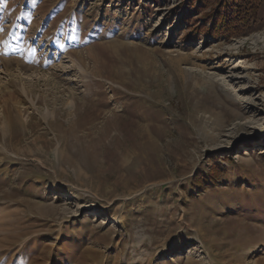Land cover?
<instances>
[{
  "label": "rangeland",
  "instance_id": "obj_1",
  "mask_svg": "<svg viewBox=\"0 0 264 264\" xmlns=\"http://www.w3.org/2000/svg\"><path fill=\"white\" fill-rule=\"evenodd\" d=\"M219 1L0 0V264H264V0Z\"/></svg>",
  "mask_w": 264,
  "mask_h": 264
},
{
  "label": "trees",
  "instance_id": "obj_2",
  "mask_svg": "<svg viewBox=\"0 0 264 264\" xmlns=\"http://www.w3.org/2000/svg\"><path fill=\"white\" fill-rule=\"evenodd\" d=\"M217 5L220 6L219 9L222 11L220 15L223 17V22L227 20L226 18L231 17V19H233L232 21L234 26L247 22V14L250 13V11L256 12L257 9V5L252 7L247 6V0H220ZM214 15H216V12L208 13L206 14V17H212L211 19H213ZM203 27L205 26L200 28ZM206 31L212 33L213 29H207Z\"/></svg>",
  "mask_w": 264,
  "mask_h": 264
}]
</instances>
